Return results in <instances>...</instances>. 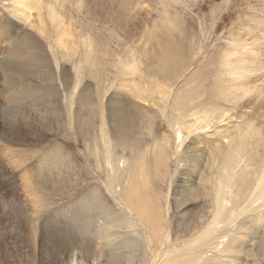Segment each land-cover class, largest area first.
Masks as SVG:
<instances>
[{
	"label": "rangeland",
	"instance_id": "374dc122",
	"mask_svg": "<svg viewBox=\"0 0 264 264\" xmlns=\"http://www.w3.org/2000/svg\"><path fill=\"white\" fill-rule=\"evenodd\" d=\"M14 1L0 0L1 19L15 21L23 6ZM43 2L63 15L62 26L50 23L42 7L45 26L31 10L29 23L11 26V41L4 42L0 34V61L5 56L3 63L17 65L4 72L0 64V125L52 122L42 142L30 141L28 147L0 142V166L11 172V177L0 174V217L6 219L5 206L17 195L27 200L18 205L24 216L29 213L25 205H45V187L63 175L74 191L44 206L37 219L43 223L51 216L48 229L66 227L60 240L94 250L96 244L84 240L82 227L109 219L116 230L139 235L140 241L130 246L136 243L133 254L123 256L125 264L142 263L148 252L150 264L179 256L205 257L215 264H264L257 249L264 241V196L257 203L253 198L260 191L251 197L264 173V0ZM68 24L72 36L62 38L67 47L62 50L58 33ZM154 56H171L172 61L151 65ZM129 64L136 72L126 68ZM2 74L15 81H4ZM170 75L178 78L161 102L153 83L166 85ZM130 81L140 91L148 89L154 104L147 95L148 101L138 98ZM111 109L123 115L132 153L122 144H103L116 139L107 126ZM197 111L204 113L194 121ZM177 112L184 114L183 122ZM178 126L182 136L176 148ZM122 154L135 157L114 192L105 156L112 161ZM18 157L27 161L11 169L9 163ZM41 173L45 184L33 179ZM192 177L199 189H191ZM261 186L264 192V177ZM190 190L198 195H189ZM120 195L132 210H144L138 218L132 215L128 227L114 213H122ZM193 197L199 201L185 202ZM100 246L97 264H116L109 254L112 246ZM30 259L23 250L2 263L32 264Z\"/></svg>",
	"mask_w": 264,
	"mask_h": 264
},
{
	"label": "bare ground",
	"instance_id": "6f19581e",
	"mask_svg": "<svg viewBox=\"0 0 264 264\" xmlns=\"http://www.w3.org/2000/svg\"><path fill=\"white\" fill-rule=\"evenodd\" d=\"M43 1L44 0H15L14 3L16 2L17 4H21L23 7L21 8V10L19 9V13L16 14V18L15 19L13 18L15 21H13V20L12 21H5L6 19L4 20V19L0 18V34H1V32H3V34H4V36H3L4 40L3 39L2 40L4 42H5V40H8V41L12 40V38H13L12 31L13 30L12 29L10 30L11 26L16 29L18 25L21 26L23 24L29 23L28 21L30 20V17H31V13H30L31 10H36V14L38 16L39 23L45 26V20H43V18L41 17V8L42 7L44 8L45 15L48 18V21L50 23H52L57 28L62 26L63 25V15L60 12H58L51 3H49V2L44 3ZM13 25H15V26H13ZM32 26L33 25L30 24L29 27H32ZM68 29H69V24L66 26V29L61 30L58 33L57 42H58V46L62 50L67 49L66 44L63 42L62 38L63 37L71 38V36H72L71 32H69ZM2 40L0 42H2ZM5 53L7 54V50L4 51V54ZM150 59L153 60V63L150 62L151 65L161 64V63L168 65L172 61L171 56H154V57H151ZM5 61H6V59L4 56L2 61H0V64L1 65L3 64L4 72L9 71V70H13L14 68H16L17 65L15 63H11V64L3 63ZM133 64H129L128 67H126L132 73H133V71H135L134 69L137 68V67L133 66ZM163 70H166V68L163 67ZM79 73L80 72H78V74ZM76 74H77V72H76ZM78 74H77V76H78ZM7 78H11V80L13 82L15 81V79L12 76L2 74V79L4 81H6ZM177 78H178L177 75H170L168 78V81L166 82L167 83L166 85H161L160 83L154 81L153 84H154L155 93L158 95V97H160L161 102L166 101L170 97L171 86H169V85H172V83L174 82V79H177ZM33 79L35 81H37L36 76H34ZM76 79H77V81H76L75 87L79 86V83L81 81L80 78H78V77ZM130 85H132L133 88L136 89V93H137L136 96L138 98H144L147 95L148 99L151 102L153 101V104H154L155 99L152 97V93L148 89L146 90L144 88V89H142V91H140L139 90L140 86L137 87V84L135 82H132V81H130L128 83V86H130ZM134 89H132L133 93L135 91ZM137 91H139V92H137ZM146 93H148V94H146ZM225 98L227 99L228 95H225ZM144 99L146 101H148L146 98H144ZM54 106H52V107L56 109V107H54ZM114 110L115 109L110 110V113H109V116H110L109 119L110 120L108 119V123H107L108 125L107 126H108V129L111 132V134L113 133L115 135L116 139H114V141L106 140V142L105 143L103 142V144L106 145V144L112 143V142L113 143L115 142L116 145L122 144L125 147L129 148L130 153H132L135 150L134 146H132V147L126 146L127 144H130V143H128V138L126 137V129L124 128V126H126V125L124 123L123 115L120 114V111H114ZM202 113H204V112L197 111V112H195V116L197 114H202ZM176 115L179 118V120L183 122L182 118L184 117V114L182 112H177ZM58 117H59V115H58ZM131 117L132 116H129V119H131ZM197 117L198 116H196L194 118V121H197L199 119ZM57 119L58 120H55V119L54 120L57 121L59 124V122H61V121L59 120V118H57ZM0 122H1V120H0ZM173 122H177V120L175 119ZM194 123H196V122H194ZM37 124H39V123L32 121V120H28V121H25L24 123L8 122L4 125H0V142L1 141L7 142L10 146L12 144L14 147H16V146H21V147L27 146L28 147V145H30L29 144L30 141H31V143H33V142L38 143V142H42L43 140H47L48 137L50 136L47 133H50L52 131L50 129L52 122L41 123L38 127H37ZM193 126H194V124H191L189 126H185L184 129L190 130ZM176 131H178L177 135L175 136V139H177L176 148H179L180 142H181L180 138L182 136V134H181L182 127L178 126ZM171 144H172V142H171ZM197 144L200 145V142L197 141ZM145 150H146V148H145ZM3 153H4V151H2L0 153V156ZM135 154L140 155L142 153L138 152ZM25 156H27V155H25ZM65 156L68 158L67 153H65ZM134 157H135L134 155H129L126 158L122 154L121 157L114 158L111 161L109 159V155L105 156V164H106L107 168H109V170L107 171V173H108L107 179H108V183H109L110 187H113L114 192L116 191L115 188H116V186H118L119 182H122L121 180H119V178L120 179L123 178L124 172H126L128 170V163ZM13 158H14V156H13ZM25 161H27L26 158H25ZM25 161L19 159V157H18L16 160L12 161L11 163H9V162L8 163L10 164L11 169H12L16 166H19L20 164L23 165V163ZM145 165H146V163L142 159L141 166H145ZM97 166H98V163H97ZM0 174L1 175H3V174L9 175V174H11V172H9V170L5 166L4 167L0 166ZM21 175L24 176L25 172L21 173ZM33 177H34L33 179H35V180L38 179L39 184H45L46 183L47 178L44 177V173L35 174ZM263 177H264V173L261 175V177L259 179H257L258 183L256 186H254V188H253L254 190L251 193V197H253V196H255V194H257L258 191H260V193L258 192L259 195L257 194L258 196L253 198V201L255 203H257L258 200L262 196H264V192L262 191V186H261L262 181H263ZM30 179H32V178H30ZM187 180H190V178H187ZM124 182H125V180H124ZM190 187H191V189H199V184L194 181L193 177H192V182H191ZM35 188L36 187H34V189ZM119 190H120V188L118 189V191ZM72 191H74V186L69 184L67 176L62 175L61 179H59L57 181H53L50 183L49 186L45 187V195H46V202H47L45 205H38L37 204V205H32V207H30L29 205H25L27 210H29V213L26 216L22 215L23 212H19V210H18V205L21 204V202H26L27 201L26 199H21L17 195V196H15L16 198L13 197V199H11L12 202L7 203L5 201V204L7 203L5 207L9 208V213L8 214L6 213L7 215L4 216L6 219H2L0 217V222H1L0 223V225H1V228H0V264H3L2 260L10 259V258H12V255L14 253L16 254V253L21 252L23 250H25L26 252H28L32 256V259H30V261L33 262L32 264H97L95 254L103 255L101 253V251L103 250V247H101L100 244L101 245H111L112 251L109 254H111L114 257L116 264H125V263H123V256L127 253L133 254V251L135 250V248H134L135 244L140 241L139 235L137 238L136 236H134L130 232V229H128L127 231H124V232H122L120 229L116 230L115 229L116 225H115L114 221H112V220L106 219L102 223H94V224H92L93 222L92 223L90 222V224H88V222L85 221V222H87V225L85 224L86 226L82 227V230L84 232V240L89 241V242H94L96 244L94 250H92L88 245H81L79 242L74 241V240H66V241L60 240L59 234L63 237V239H65V237H66V233L64 232L66 227L65 228L64 227L58 228L56 226L57 228L53 229V228L49 227V229H48V226H46L47 225L46 222H47V220L52 221L51 216H47L44 219L42 218L43 221L46 219L45 222H43V223L41 222L42 224L40 223V221H37V219L39 220V218H40L39 216H41L42 212H44V210H43L44 206L47 207L49 205H52L56 201H59V200L61 201L62 199H65V197H68L72 193ZM195 194L198 195L197 190H190L189 195H195ZM121 195L116 197V198H119V203H121L123 205V210L125 212L122 210V213H119V211L115 212L113 209L112 210L114 211V213L118 217V219L121 221V223L126 225L125 227H128L131 223L132 219H130V218L132 217V215L136 214L135 218H138V215L141 212H144V210L142 208L140 210L135 209L134 206H133L134 210H132L127 205L125 199L123 197H121ZM198 201H199V197H193L191 199L189 198V200H187L185 202L190 204L192 202L197 203ZM185 202H183V203H185ZM28 207H30V208H28ZM10 210H12L13 213H11ZM0 212H2V211H0ZM37 215H38V217H37ZM2 221H5V222H2ZM54 227H55V225H54ZM58 231H60V233ZM86 232H89V237H85ZM137 239H138V241H137ZM132 242H136V243L130 248V246L132 245ZM237 242H238V240L236 239V244H237ZM234 243H235V241L233 242V244H229V245L231 247H234L236 245ZM175 248H176V250H178L177 246ZM257 249L259 252V257H261L262 260L264 261V241L259 242ZM175 253L177 254V252H175ZM128 258H131V256L128 255L126 259H128ZM128 261L133 262L132 259H130ZM144 262L150 264V253L149 252L147 253V255L145 257V261L143 260V262L140 264H143ZM165 262H167L166 264H173V262L175 264H199V263H201V264H215L212 260L207 259L205 257L199 261V260L194 259L193 256H190L188 258H185L184 256H179L178 258L171 259L170 261L165 260ZM130 264H138V263H136V261H135V263H130Z\"/></svg>",
	"mask_w": 264,
	"mask_h": 264
}]
</instances>
